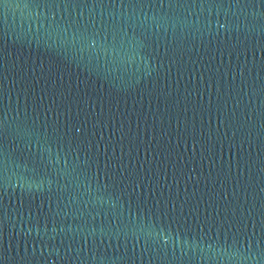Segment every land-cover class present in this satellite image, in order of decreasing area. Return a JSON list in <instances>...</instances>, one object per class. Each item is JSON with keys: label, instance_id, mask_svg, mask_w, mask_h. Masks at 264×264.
Masks as SVG:
<instances>
[{"label": "water", "instance_id": "95a60500", "mask_svg": "<svg viewBox=\"0 0 264 264\" xmlns=\"http://www.w3.org/2000/svg\"><path fill=\"white\" fill-rule=\"evenodd\" d=\"M0 264H264V0H0Z\"/></svg>", "mask_w": 264, "mask_h": 264}]
</instances>
